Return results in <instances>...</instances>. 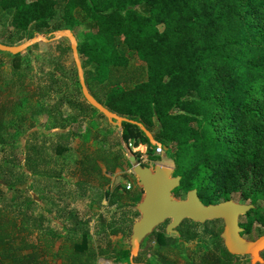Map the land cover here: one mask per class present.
I'll return each instance as SVG.
<instances>
[{
    "label": "trees",
    "instance_id": "1",
    "mask_svg": "<svg viewBox=\"0 0 264 264\" xmlns=\"http://www.w3.org/2000/svg\"><path fill=\"white\" fill-rule=\"evenodd\" d=\"M0 9H11L13 31L6 44L49 26L57 29L84 22L86 30L81 40L76 41V51L93 71V80L86 79L84 84L102 106L133 121L120 122V143L131 140L134 146L144 144L148 157L156 160L157 156L151 155L153 146L141 129L144 127L153 140L167 147L173 167L171 175L179 176L178 186L171 190L173 196L195 189L198 199L206 205L227 200L231 193L239 192L242 199L262 202L261 207L246 214L252 212L254 221L264 226V0H0ZM57 10L60 18L54 21ZM120 47H126L143 62V80L120 73L127 64ZM60 51L63 53L64 49ZM3 53L11 57L12 75L19 74L13 61L20 53ZM57 71L47 74L46 87H32V82L26 83L23 77H18L17 84L23 89L30 87V97H43L54 87L60 89L54 74ZM130 80L132 84L127 85ZM9 83L13 86V79ZM77 91L80 93L78 87ZM58 101L53 108L60 106L61 97ZM4 108L0 104V132L4 130L1 123ZM79 108L82 116L88 109H95L84 99ZM58 128L49 143L48 154L43 142L25 143L24 150L8 149V163H0V182L19 192L25 177L39 175L51 180L52 184L45 183L44 189L49 186L61 189L63 184L59 185L61 180L52 166L53 157L61 159L73 132L62 121ZM30 135L34 138L35 132ZM79 157L77 185H89L96 179L101 187L108 183V178L101 173L98 162L106 171L113 172L122 166L123 156L117 149L99 148L88 154L83 151ZM21 160L23 176L14 175L13 165ZM120 187L122 192L118 191ZM38 191L42 193L43 189ZM43 195L40 197H47ZM100 195L109 204L131 198L120 184ZM13 198L0 206V260L18 264L14 250L31 249L27 238L31 227L39 222H31L34 201L27 198L25 208L28 207L19 217L20 210L13 208L16 206ZM122 211L120 221L107 223L109 234L121 231V224L117 223H123L125 214L132 219L138 215L128 206ZM195 224L189 219L181 221L180 227L188 226L184 232L180 231L181 236L194 239L191 227ZM241 226L243 234L250 232V223ZM162 230H153L144 249L155 254L160 262L239 264L238 256L229 254L222 241L202 251L199 262H181L178 257L167 259V254L176 255V251L169 247L170 238ZM79 232V237L66 236L61 242L68 249L67 255L58 256L63 263L88 264L96 253H102L85 249L87 227ZM209 232L204 230L203 234ZM8 249L11 252L4 253ZM24 254L23 264H29L33 254ZM127 254L128 251H123L120 260L129 264Z\"/></svg>",
    "mask_w": 264,
    "mask_h": 264
},
{
    "label": "rangeland",
    "instance_id": "2",
    "mask_svg": "<svg viewBox=\"0 0 264 264\" xmlns=\"http://www.w3.org/2000/svg\"><path fill=\"white\" fill-rule=\"evenodd\" d=\"M59 18L60 12L57 10L54 16V21L59 20ZM10 19L11 9H0V41L5 44L7 43L6 40L12 36L13 29L10 24ZM64 29H68L74 36L75 41H79L81 40L86 27L85 23L81 22L72 27L64 25L54 29L49 26L41 31H38L37 34L50 40L36 42L35 44L27 47L24 51L20 52V56L13 61L17 63V69L19 71V74H17L18 76L14 74L12 75L11 57L3 52H0V104H3L5 107L3 109L1 123L5 126L4 130L6 131L5 138L2 134L0 137L2 140L0 147L3 150L0 152V163L5 164V162L9 159L7 157L9 151L8 149L21 148L24 150L25 143L42 144L43 142L45 152L48 154L50 151L49 143L51 142V139L54 138V134L59 131L58 125L62 121L73 132L70 139L67 141V150L64 151L61 159L59 160L58 157L54 156L52 162L54 171L58 173L57 178L61 180L59 185L63 184V186L61 189L52 188L50 186L44 189L45 183L52 184L51 180L48 181L44 176L31 175L29 177H25L26 182L19 185L20 191L18 192L13 187L9 188L6 187V185H3L2 181L0 182V206L8 203L11 197H16L13 198L14 204L16 205L13 206V208L20 210V217L21 212L28 207L27 206L25 208V201L29 198L34 201L31 205V222L33 220H38L39 222L38 225L34 224L33 227H31V235L35 231L38 232L37 229L39 228L40 232L45 235L55 237L53 240V247L56 250H61L62 248L59 247H61V242L66 240V235H70V237L73 235L76 237V235H79L78 231L81 228L87 227L89 232L90 227H92L89 232L92 238L91 245L95 250L100 251L103 250L100 246L102 240L100 241L98 239L102 237L105 239L110 227L107 223H104L103 225L101 224L100 226L97 225L98 227L91 226L89 224L91 223V219L102 217V219H107L109 222L120 221V215L123 213L122 209H126V207H129L132 203L128 202L127 205L117 209L114 206L110 207L108 205V200H106L108 207L101 209V213H98L97 216H95L96 211L91 208H79L81 201H85L87 197L86 193L80 192L83 191V188H85L84 186L92 188L94 187V185H92L94 183H96V187L99 186L97 185L96 179H94V181H92L89 185H77L76 182L80 177L77 174L79 166L76 163V158L79 159V156L83 151L88 154L99 148H112L121 152V146L120 141L115 140L114 138L116 137L115 128L117 125L115 120L108 122L106 117L104 115H100L96 109H88L85 116H82V114L79 113V106L83 100L79 84V73L81 74L83 81L86 79L93 80V71L86 59L81 60L79 58L82 67L81 71L78 72L71 56V50L69 47L70 42L68 38L58 34V31H62ZM32 34H28V36L23 39L29 38ZM18 42H14L13 44ZM60 48L64 49L63 53L60 51ZM119 52L127 58V64L125 68L120 71V73L123 75L125 74L128 77L132 75L139 80H143L145 78L143 62L140 61L137 56L126 47H120ZM51 70L53 72L55 70L60 71V73H58V71L57 73H54L55 77L59 81L58 85L60 86V89L57 90L54 87L43 97H30L29 92L31 88L26 86L27 89H23L17 84L18 77H23L26 83L32 82V87L35 85L46 87L48 81L47 74ZM22 73H25L26 76ZM10 79H13V86H10ZM132 82L133 80L128 81L127 85H131ZM77 87L79 88L80 93L77 91ZM59 97H61L62 101L60 102V106L58 104L57 109H55L52 105L55 102H59ZM80 116H82V120H80ZM31 131L35 132L34 138L30 135ZM92 136H102L106 138L111 137V140H81L91 138ZM139 148L141 147L139 146ZM140 160L138 159V163L142 167L153 168L155 165H163L173 168L172 162L166 151H164L160 156H157L156 160H151L148 155H144V157L140 158ZM22 161L23 160L20 161V164L14 163V168L12 169L14 175L21 174V176H23L22 172L25 170L23 169ZM123 161L122 169L125 170L124 176L118 174L116 179L113 181V184H110L109 177L113 179L114 176H112V174L119 173V170H114V173L111 175L108 174V183L99 188L102 191L105 189L111 191L115 184L121 183V181L127 179L131 184V189L128 190V194L129 196L134 195V198L125 199L123 201L127 202L130 201V199L134 201L137 199L136 196L138 194V190L135 186H137L138 181L135 175L131 173L129 163L124 159ZM39 188L43 189L42 193L38 191ZM40 194H44L43 196L47 195V197L41 198ZM89 195L90 193L88 196ZM184 197L185 194H180L175 198L180 199ZM228 199L235 203L252 204V209L262 206V202L260 200L252 203L248 199H242L239 192L231 193ZM97 200L100 199L97 197ZM219 201L223 200H217L216 202ZM16 213L18 214V212ZM123 218V223L125 224H117H121V228H127L128 224L133 219L127 214H125ZM16 221L18 222L19 220ZM74 221L79 222L80 225L76 227L75 224L77 223L74 224ZM238 221H240L241 224H251L250 232L242 234V238L247 242L254 241L259 236L264 235V226H261L254 221L252 212L240 215L238 217ZM166 223L167 221L160 223L153 230L163 229L162 231H164V235L170 238L168 245L176 251V255L167 254L165 256L167 259L178 257V260L181 262H185L187 260L199 262V255L202 251L213 248L214 242L221 243L220 233L223 228V222L221 219L205 221L203 223L195 222L196 224L191 227L195 233V238L192 240H189L184 236L182 237L180 234V231L182 230L184 232V229L188 228V226H178L174 229V231L167 233L164 229ZM100 230L104 233L106 232V236H103V234L98 236L96 232L99 231L102 233ZM204 230H210V232L203 234ZM151 233L146 235V237H144L140 242L138 247L140 251L147 249ZM27 239L29 241L30 236ZM153 244L154 243L151 244L150 242V245ZM104 246L105 244L103 247ZM107 248L108 247H105V249ZM122 248H130L128 236L123 237L114 249L108 248L105 253L109 251L114 252L116 250L120 251ZM22 251L23 255H25L24 252H29L25 249ZM144 252L149 256H141L140 259L143 258L142 260L146 264H165L163 262H158L159 259L155 254V256H152L149 251ZM260 257V262L250 263V257L248 255H240L236 257V261L239 264H264V249L260 252ZM56 259H60L62 261L61 258L56 257ZM3 260L4 259L0 260L1 263H3ZM111 262L114 264L116 263L115 260L109 259L108 263ZM99 264H103L102 260Z\"/></svg>",
    "mask_w": 264,
    "mask_h": 264
},
{
    "label": "water",
    "instance_id": "3",
    "mask_svg": "<svg viewBox=\"0 0 264 264\" xmlns=\"http://www.w3.org/2000/svg\"><path fill=\"white\" fill-rule=\"evenodd\" d=\"M58 34L68 38L75 67L78 72L81 71L74 36L68 29L58 31ZM49 40L34 32L29 38H25L16 44L0 42V52L14 55L36 42ZM79 84L83 99L104 115L108 121L115 120L118 127L121 121L133 122L126 117L116 115L97 102L89 94L80 73ZM139 126L141 125L139 124ZM141 129L150 145L157 143L153 140L150 132L142 126ZM117 134L120 135L119 129ZM162 148L164 151L167 149L165 145H162ZM126 159L131 167V173L135 175L138 181L137 185L141 189L140 200L135 205L138 218L131 225L128 241L130 264L133 263L132 258L136 255L140 242L157 225L167 221L164 229L168 233L174 231L184 219L199 223L221 219L223 228L220 238L225 250L232 255H248L250 263L260 262V252L264 249V235L259 236L254 241L247 242L242 238V228L238 224V217L251 210L252 204H240L227 199L205 205L198 199L195 189L188 190L184 198L177 199L171 194V190L179 184V176L171 175L173 168L163 165H155L153 168L142 167L134 155H130Z\"/></svg>",
    "mask_w": 264,
    "mask_h": 264
},
{
    "label": "crops",
    "instance_id": "4",
    "mask_svg": "<svg viewBox=\"0 0 264 264\" xmlns=\"http://www.w3.org/2000/svg\"><path fill=\"white\" fill-rule=\"evenodd\" d=\"M110 123H112V122H110ZM112 124H114V123H112ZM4 129H5V126H4ZM118 129L120 130V127H118L116 125V128H115V133H116L115 136L116 137H114L115 140H120L119 139V135L117 134ZM1 134L5 138L6 131L5 130H2L1 131ZM81 140H111V137H107L106 138V137H102V136H92L91 138H88V139L85 138V139H81ZM120 146H121V143H120ZM121 154L124 157L123 152H122V147H121ZM123 157H122V166H123V162H124L123 161ZM98 165H99V167L101 169V173L103 175H105L106 177H109V175H111L112 173H114V171L113 172L106 171L104 169L103 164L101 162H98ZM122 166L120 168H116L115 169V170H119V173L112 174V176H114L113 179L109 177L110 184L111 183L113 184V181L116 179V177H117L118 174L120 175L122 172L125 171L124 169H122ZM124 181H128V180L127 179L126 180H123V181H121V183H117V184H120L121 186H123V182ZM117 184H115V185H117ZM92 185H94V187L90 188L88 186H84L85 188H83V191H80L82 193H86V196L87 197H86V200L85 201H81V204H80L79 208L80 207L91 208V209H93V210L96 211V215L95 216H97L98 213H101V209L106 208L108 206H107V203H106V198H104V197L100 198L101 197L100 193L102 192V190L99 187H96L95 186L96 183H94ZM135 187L138 190L137 196L135 195L137 197L136 200H134V201L131 200V199L134 198V195H131L130 201H127V202H125L123 200L120 201V202L115 201V203H110L108 205L110 207L114 206V207H116L118 209L120 207H123L124 205H127L128 202H131L132 205H130L129 207L131 209H133V210H136L135 209V205L140 200V197H141V189L138 187V185L135 186ZM118 191L119 192H122L121 191V187L119 188ZM126 191H128V190H126ZM87 193L88 194L90 193V195L88 196ZM97 197H98V199L100 198V200H97ZM137 218H138V215L136 217H134L133 218V221L128 224V226H127L128 231H127V228H123L122 227L120 232H118L116 234H109L108 233L107 236L105 235L106 232L104 233V232H102L100 230L102 232V233H100L99 231H97L96 233L98 234V236H101L102 234H103V236H106L105 239L103 237L98 239L100 241L102 240V242L100 243V246L102 247L103 250H101L102 253H100V254L96 253L94 255L93 259L88 264H99V262L101 260H102L103 264H114L113 262L108 263L109 262V259L115 260L117 264H126L125 262H121V260H120L121 253L123 251H128V254H127V262L129 263V257H130L129 256L130 255L129 254V248H122L120 251L116 250L117 249L116 248L115 250L118 251V252H116V251H114V252L109 251L107 253H105V252H106V250H108V248L109 249L110 248L111 249H114V247L117 246V243H119L123 237L128 236V241H129V235H130V231H131V225H132V223ZM108 222H109V220H107V219L105 220V219H102V217H99V218L97 217L96 219L95 218L91 219V223H89V224L91 226H97V225L100 226L101 224L103 225L104 223H108ZM75 223H77V224H75ZM74 224H75L76 227L78 225H80V223L77 222V221H74ZM123 224H125V223H123ZM91 229H92V227H90V231H91ZM37 230H38V232L35 231V232L32 233V235H30V241H31L32 247L29 250V253L30 254H33V260L29 264H67V263H63L60 259H56V257L67 255L68 249L65 248L62 245H60L61 247H59V248H62L61 250L54 249V247H53V245H54L53 244V240L55 239V237H52V236H49V235H45L44 233L40 232V229L39 228ZM89 232L86 234L88 241L86 242V248L85 249L86 250H90L92 252H96V250L91 245L92 238H91V234ZM78 233L80 235V232L79 231H78ZM79 235L78 236L76 235V237H79ZM66 236L69 237L70 235H66ZM16 243L18 244L17 240H15V246H16ZM107 243L110 244V245H109V247L107 249H105ZM152 243H153V241H151V244ZM104 244H105V246L103 247ZM8 252H11V249L6 250V252L4 251V253H8ZM14 253L18 257L16 259L18 261V264H23L24 262H23V260L21 258L23 256V251L21 249L20 250L15 249L14 250ZM24 253H26V252H24ZM141 256H143V257L144 256H147L148 257L149 255L147 253L143 252V251H140V249H138L136 255L132 258V262H133L132 264H146L142 260L143 258L140 259ZM152 256H155V255L152 254ZM158 262H160V261H158ZM11 263L12 262L10 260H8V259H4L3 260V263H1V261H0V264H11ZM25 264H27V263H25Z\"/></svg>",
    "mask_w": 264,
    "mask_h": 264
},
{
    "label": "built area",
    "instance_id": "5",
    "mask_svg": "<svg viewBox=\"0 0 264 264\" xmlns=\"http://www.w3.org/2000/svg\"><path fill=\"white\" fill-rule=\"evenodd\" d=\"M139 146L141 148H139ZM152 146H153V148H152L151 155L160 156L164 152L162 145L160 143H156ZM121 147H122V152H123V155L125 158H127L130 155H134L137 162H138V159L140 160V158H143L144 155H147L146 146L144 144H138V145L134 146L133 142L130 140L127 142H121ZM136 153H138V155L135 156ZM137 157H138V159H137ZM123 187L125 190H129L131 188L130 182L124 181Z\"/></svg>",
    "mask_w": 264,
    "mask_h": 264
},
{
    "label": "flooded vegetation",
    "instance_id": "6",
    "mask_svg": "<svg viewBox=\"0 0 264 264\" xmlns=\"http://www.w3.org/2000/svg\"><path fill=\"white\" fill-rule=\"evenodd\" d=\"M238 224H239V226L242 228V226H241V222L240 221H238ZM179 226V225H178ZM243 233H241V235H242ZM236 256H240V255H236Z\"/></svg>",
    "mask_w": 264,
    "mask_h": 264
}]
</instances>
